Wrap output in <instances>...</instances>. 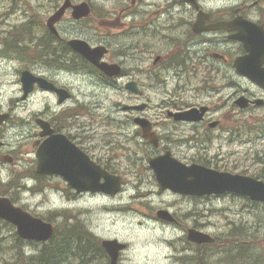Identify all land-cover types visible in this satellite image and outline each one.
<instances>
[{"label":"flooded vegetation","instance_id":"obj_1","mask_svg":"<svg viewBox=\"0 0 264 264\" xmlns=\"http://www.w3.org/2000/svg\"><path fill=\"white\" fill-rule=\"evenodd\" d=\"M83 1L90 5L88 17H67L73 26L70 30L61 31L58 25L64 17L57 24V36L51 34L46 22L28 16L26 21L18 23L19 34L9 31L0 33V58L18 73L15 80L18 94L10 97L7 107L0 104V186L12 185L1 178L6 165L10 169H30L31 172L21 175V179L30 178L37 187L44 186L52 178L66 182L60 175L38 174L35 170L36 151L50 136L45 133L44 123L54 135H64L95 165L121 178L119 194L123 198L118 205L110 206L107 210L119 213L129 223L148 227L153 244V220L161 227L178 226V212L184 211L187 215L184 208L172 205L177 208L172 212L176 220L168 223L156 212L153 213V194L169 192L177 199L188 196L162 190L149 159L170 153L171 157L186 165L199 164L232 172L226 168L228 163L219 164V156H212L209 151L216 141L223 144L229 140L233 142L235 136L242 138L237 133L238 125L255 119L258 110L264 108V88L246 81L233 66L237 57L246 54V49L234 37L238 30L226 27L237 17L264 27V0L229 1L217 6H209L206 0H118L116 4L107 5L102 1L94 4L93 0H72L73 3ZM67 12L71 13V8ZM201 14L204 17L195 26ZM27 22L33 27L37 23L38 32L44 35L48 33L52 41L51 46L32 57L33 61L42 62L41 67L54 68L53 74L82 76L93 88L101 89L99 99H90L88 93L77 96L65 80L67 75L55 76L43 69L35 70L37 66L31 67L29 46L21 31L25 25L28 26ZM71 38L85 40L92 47L103 46L105 52L102 61L116 65L119 73L108 75L102 72L69 46L68 40ZM63 57H67L65 64L62 63ZM25 71L46 78L57 88L66 90L67 97L61 101L57 90L43 88L38 83L26 92L22 81ZM236 78L245 80L248 85L240 87ZM251 86L255 89L252 90ZM231 88H234V92L226 97L223 89ZM146 89H153V97L146 96ZM36 93L53 95L60 108L53 110L46 105L31 117H23L19 109L24 108ZM109 93L115 94V97H110ZM242 96L249 100L246 108L237 104ZM207 97L209 101H206ZM108 99H112L114 107H101L103 100L108 104ZM192 109L196 111L195 119L176 117L178 112ZM141 119L151 124L150 131L158 139L156 145L143 136ZM30 123H34L31 131ZM15 127L21 130L27 127L24 140L32 138L31 148L29 142L23 141L24 146H13L7 141L8 130ZM220 162H224V158ZM240 174L249 175L247 171ZM10 175L13 177L14 172ZM252 175L257 177L258 174ZM103 182L104 176L101 178ZM68 194L73 200L85 195L116 196L88 191L78 193L72 187ZM138 216L142 218L141 221H135L134 217ZM192 227L202 230L199 226ZM121 242L126 247L120 251L118 262L127 264L125 257L130 244L124 240ZM207 244L196 243L194 247L204 253ZM104 250L110 264V255Z\"/></svg>","mask_w":264,"mask_h":264},{"label":"rangeland","instance_id":"obj_2","mask_svg":"<svg viewBox=\"0 0 264 264\" xmlns=\"http://www.w3.org/2000/svg\"><path fill=\"white\" fill-rule=\"evenodd\" d=\"M63 1L64 0H0V33H7V31H9L13 34H19V28H17L19 25L18 23L26 21L25 18L27 16L29 18L31 16L36 17V20L46 22L50 14H52L55 8ZM101 1L107 5L111 3L116 4L118 0H93L94 4H100ZM206 1L209 6H217L223 2L239 0ZM70 16L71 13L67 12L64 20L58 25L61 31L70 30L73 26L67 20V17ZM21 31L22 34L25 35L24 40L29 46V62L31 67L37 66L35 70L43 69L47 74L65 77L67 74H56L57 72L53 74L54 68L49 69L41 67L40 65H42V62L38 60L33 61L32 57L38 56L40 50L43 49L37 45V37H44L42 32H38L37 23L34 24V27L25 25ZM68 75L65 77V80L68 81V84L74 89L77 96L81 97L82 93H88L90 94V99L92 97H95V99L100 98L101 89L93 88L87 79L78 74ZM17 78L18 73L16 69L0 58V104L2 103L4 107L9 105L8 102L11 96L18 94V85L15 83ZM236 79L240 87H242V85H248L246 81L249 80L245 78L243 79L246 81L241 78ZM222 82L225 83V80ZM251 87L252 90L255 89L253 86ZM223 90L226 97L230 96V92H234V88H231V90ZM145 93L146 96L153 97V89H146ZM108 95H110V93ZM110 97H115V94H111ZM158 97H160V95H158ZM103 101L104 104H101V107H114L112 99H108L109 105L106 104V100ZM206 101H209L208 97ZM46 105L53 110L60 108L53 95L48 93H36L31 96L26 106L20 108L18 112L23 117H31L34 112L38 113ZM257 114L255 119L248 120L249 124L264 118V108L258 110ZM33 128L34 123H30V131ZM113 129V127L110 128L112 131ZM26 133L27 127L23 130L17 127L10 128L5 138L13 146L22 144L23 141L24 143L29 142V147L31 148L32 138L30 137L29 140H24ZM228 136L230 135L228 134ZM21 146L24 145L22 144ZM256 152H259L260 155L264 154V136L262 135H253L249 137V135L245 134L240 139L235 136L233 142L229 140V142L223 144L216 141L209 151L212 156H219V164L228 163L227 169L235 173L247 171L249 175L258 174L260 170L259 167L261 165H259L257 159H255ZM222 158H224V162H220ZM12 171L14 172L13 177L10 175ZM20 171L23 173H19ZM29 172H31L30 169H10V167L6 165L4 171H2L1 178L5 183L9 182L12 183V185L10 188L2 184L1 190L8 191V196L11 197L12 195V199L18 203V205L25 209H29L34 215L51 219L56 225H61L62 229H65L67 227L66 223H69L77 227V229L73 227L75 231L78 232L80 229L83 231L86 230L91 233L95 239L118 238L120 241L124 240L129 242L130 249L126 252L125 257L127 264H190L189 261L184 262V260L179 257V252H182V256L196 254L195 251L193 254L191 253L189 244L184 243L182 239L189 227H202V230L218 238L219 240L214 248L219 249L223 248V246L232 245L227 236L220 239L222 233L228 228V223L231 222V225H234L235 223H240L241 221L239 220L254 222L257 217V213L251 207V204L246 202L245 197L239 195L224 194L201 198L188 197L177 199L176 196L169 192L155 193L153 194V213H157L159 209L177 205L179 208H184L187 215H185L184 211L178 212V226L161 227L159 223H155L153 220L152 244L150 239L151 231L148 227L129 223V220L124 219L119 213L107 210L110 209V206L118 205L123 198L122 194H118L115 197L85 195L73 200L69 194V196L67 195L69 190L68 184L63 181L59 182L56 178H52L49 180L50 182L45 183L44 186L46 187L43 191H38L37 189L40 187H37L35 182L30 178H25L21 181V175L24 173L29 174ZM21 183L25 184L26 187L22 188L18 186ZM153 189L155 190L156 188L153 187ZM184 201L187 203L183 204ZM165 210H168L174 216L172 212L177 210V208L172 206V208ZM134 219L135 221L142 220L139 216L134 217ZM14 233L15 229L0 221V264H5L4 261H12L14 258L15 252L13 250H8L10 244L14 242ZM74 238L75 240L78 239V237L75 236ZM25 242L24 251L27 255L37 254L43 245V243L36 241ZM75 246L76 250H78L80 243L75 241ZM215 249L212 250L207 247L205 251H209L208 256L218 263L219 261L216 258L219 256L221 257L222 253H215ZM91 250L94 252L95 248L93 247ZM256 251L264 253V249L261 248H257L254 252ZM75 258L77 259V257ZM105 263H109V259H107ZM72 264L76 263L74 262ZM194 264H196V262ZM232 264H235V262Z\"/></svg>","mask_w":264,"mask_h":264},{"label":"water","instance_id":"obj_3","mask_svg":"<svg viewBox=\"0 0 264 264\" xmlns=\"http://www.w3.org/2000/svg\"><path fill=\"white\" fill-rule=\"evenodd\" d=\"M196 1V0H183ZM72 8V16L76 19L87 17L90 14V6L87 2L72 4L71 0L64 3L47 19L48 28L59 34L56 24L64 16L68 8ZM204 17L199 15V22ZM227 28L235 30L234 37L243 42L247 53L235 59L233 66L239 75L246 76L250 80L264 87V28L245 21L242 18H235L227 23ZM70 47L83 55L87 60L96 65L100 70L109 75L119 73V68L114 64L102 61L105 48L103 46L92 47L87 41L80 38L68 40ZM22 81L26 92L33 89L38 82L43 88L57 90L61 95V101L67 97L66 90L57 88L54 83L46 78L33 75L25 71ZM135 89L134 87H131ZM263 102V101H259ZM258 102V103H259ZM249 100L242 96L237 100L241 108H246ZM204 109L202 110V112ZM176 114V113H175ZM195 109L178 112L176 117L186 120L195 119ZM140 125L143 128V136L153 144L158 143L155 133L150 131L151 124L146 119H141ZM45 133L50 136L37 149V173L60 174L77 192H104L115 195L121 190V178L110 175L101 167L95 165L88 156L79 148L70 143L64 135H54L53 131L45 125ZM153 134V135H152ZM1 144V143H0ZM150 166L156 174L161 189L183 195L205 196L235 193L248 196L254 201L264 202V180L255 177L220 171L204 165H186L171 157L170 153L149 159ZM104 176L105 182L101 183ZM160 218L174 222L176 218L168 211L160 209L157 211ZM0 219L6 220L16 227L18 235L26 240L45 242L56 232V226L42 217L35 216L21 206L15 205L7 196H0ZM188 240L195 243H209L214 237L207 232L191 227L187 230ZM102 245L110 255V264H119V253L126 247L125 243L118 239H103ZM197 264H206L200 261Z\"/></svg>","mask_w":264,"mask_h":264},{"label":"trees","instance_id":"obj_4","mask_svg":"<svg viewBox=\"0 0 264 264\" xmlns=\"http://www.w3.org/2000/svg\"><path fill=\"white\" fill-rule=\"evenodd\" d=\"M27 24L29 27L30 25L33 27L30 22H27ZM37 38V45L42 47V50H46V47L48 48V46H51L50 44L52 41L49 40L48 33H46L44 37ZM66 59L67 57H63L62 63L65 64ZM237 133L239 134V137H242L245 134L249 136L252 134L264 135V119L253 122L252 124H239ZM255 157L257 163L261 165L260 171L256 176L257 178L264 180V154L260 155L259 152H256ZM18 186L22 188L26 187L25 184L22 183ZM6 192L8 191H3V193ZM245 199L246 202L250 203L251 207L256 211V220L254 222L239 220L241 222L235 223L234 225H231V222L228 223V228L225 231L226 234L223 232L220 239L227 236L232 243L231 246H223V248L215 249V244L219 240L216 237L214 242L204 246V248L209 247L212 250L215 249V253H222L221 257L219 256L216 258L219 261L218 263L208 256L209 251H205L204 253L199 252L198 248L194 247V244L188 241L186 236L182 237L184 243H188L191 253L193 254L195 251L197 255L182 256V252H179L180 259L184 260V262L189 261L190 264L197 263L201 258L206 263L210 264H232L234 262L235 264H264V253L261 251L254 252L257 248L264 249L262 248L264 247V203L258 201L252 202L247 197H245ZM47 220L51 221V219ZM0 221L14 229L9 222L4 220ZM66 225L67 227L62 229V226L57 224V229L54 235L48 241L43 242L41 250L34 255H27L25 253L24 242L26 240L20 238L15 231L13 234L15 237L14 242L8 247V250H13L15 255L12 261H4L5 264H72L74 262L76 264H109L105 263V250L101 245L100 239H95L93 235L86 230L83 231L80 229L78 232L75 231L73 227L76 229L77 227L74 225H70L69 223H66ZM74 236L78 237V239L75 240ZM75 241L80 243L78 250H76ZM93 247L95 248L94 252L91 250ZM75 257H77V259Z\"/></svg>","mask_w":264,"mask_h":264}]
</instances>
